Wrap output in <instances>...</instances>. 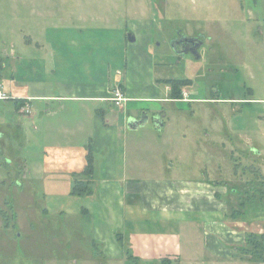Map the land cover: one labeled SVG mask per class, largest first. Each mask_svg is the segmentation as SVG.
I'll list each match as a JSON object with an SVG mask.
<instances>
[{"label": "rangeland", "instance_id": "rangeland-1", "mask_svg": "<svg viewBox=\"0 0 264 264\" xmlns=\"http://www.w3.org/2000/svg\"><path fill=\"white\" fill-rule=\"evenodd\" d=\"M195 4L197 0H0V84L8 94L0 100V264H162L106 257L104 245L93 244L99 200L82 194L95 181L100 183L101 177L96 175L91 185L81 168L69 174L71 167L81 165H61L42 142H26L31 132L28 100L14 96L5 86L22 91L33 81L54 79L53 73L65 77L67 65L60 61L61 54L78 75L87 66L106 68L109 61L111 76L121 77L118 86L123 88L124 83L130 102L148 107V126L127 131L123 139L128 163L136 165L132 170L128 167L129 177L136 173L143 182L154 184L159 176L175 183L209 175L220 185L216 191L211 186L191 188L203 193L201 201L213 196L221 205L211 208L204 201L201 205L196 193H191L190 206L177 205L178 210L187 208L183 223L144 220L167 217L172 211L156 214L136 209L126 215L125 245L131 230L176 231L182 252L175 260L165 258L167 264H264V245L251 254L242 252L248 246L246 236L264 234V21L247 26L239 13L221 26L215 23L216 27L205 29L192 10ZM130 33L136 34V42H129ZM179 33L201 36V58L176 54L171 42ZM163 79H191L193 84L182 86L180 99H173V86ZM166 84L170 99H165ZM188 93L191 99L186 101ZM37 101L42 109L40 100L32 103L36 107ZM49 103L59 106L58 101ZM66 104L70 111L80 107L77 102ZM15 106L27 117L20 118L23 125L17 128V119L7 111ZM156 109L166 115L165 128L159 130L152 121ZM63 112L61 124L58 117L54 120L61 129L56 133L59 142L72 137L66 131L71 129L73 114L63 117ZM88 135H79L81 144L79 149L73 147L74 153L82 152V138ZM46 153L48 172L43 174L44 164L38 162ZM76 184L81 195L72 193ZM168 198L172 197L162 199L170 203ZM83 207L91 214L83 213ZM132 215L145 218L139 221ZM6 217L10 223L3 227ZM213 218L221 222L205 223Z\"/></svg>", "mask_w": 264, "mask_h": 264}, {"label": "crops", "instance_id": "crops-1", "mask_svg": "<svg viewBox=\"0 0 264 264\" xmlns=\"http://www.w3.org/2000/svg\"><path fill=\"white\" fill-rule=\"evenodd\" d=\"M261 5L264 6V0H197V4L192 7V10L194 14L199 15L201 24L205 29L212 24L216 27L215 23L221 26V22L233 20L232 15L239 13L243 15V24L249 26L252 21H264V8H259ZM199 7L201 8L200 12H198ZM157 11L159 15H163L161 10ZM247 26L246 28H248ZM184 34L190 35L188 33ZM129 36L132 37L130 41L128 40L129 42L132 43L137 41L136 34L133 35L130 33ZM148 53L151 54L149 49ZM60 61H63L67 65L66 68H63L67 70L65 72V77H63L64 75L62 74L56 76V73H53L54 79H48L44 81L45 83L33 81L28 84V89L22 91L13 88L10 89L7 85H4L7 91H13L14 96H19L24 100H28L26 102L29 106V110H31L30 114L27 115L29 118L23 116L24 114L21 115L16 110L17 105L14 101L16 105L14 111H12V109H7L8 113H12L13 117L17 119L14 128L19 127L23 122L20 120L21 117L23 119L27 118L28 127H30L31 132L28 134L26 142L28 141L29 145L32 141L38 144L42 142L43 148H46V151H50V154H55L58 158L57 161H61V165L68 163L81 165L74 169L71 167L70 170H68L69 174L78 173V170H80L79 168H81L80 171L83 172L87 165V154L91 153L93 165L90 175L91 185L96 175L101 177V182L97 183V181H95L93 183L94 187L92 186L91 188V192L86 194L85 197L90 200H99V203L96 202L99 204V206H97L99 223H96L97 232L93 236V244H96V242L103 244V251L106 257L122 260V258L130 259L129 256H131L130 260L142 263L159 262L165 258L170 261L177 259L182 252V245L180 244V234L176 231L150 232L139 231L138 229L131 230V232L128 233L126 246L123 231L128 214L136 213V209H139L141 213L150 211L156 214H163V211H172L174 213L167 217L153 218L150 216L149 219L144 220L147 222L152 221L166 224L167 222H172L177 219L180 223H183L187 218L185 216L187 208H185L186 210H183V208L182 210H178L177 205L186 207V204H189L190 206L192 204V200L190 199L191 193H196V200L199 199L198 201H200V203L202 202L201 205L204 201L205 205L207 203V205L213 208L217 206V203L221 202L213 196L208 200L210 203L205 199L201 201L200 198L205 197L202 195L203 193L192 191L191 188L195 186H211L212 190L214 189L213 191H216L215 187L219 185L213 183L214 179L212 180L209 175H205L204 178L196 181L186 182L177 180L175 183L174 179L170 181L168 178L159 176L156 179L154 178L156 180L154 184L151 182H143L144 179L136 175V170L133 171L135 175L129 177L128 167L132 170L136 165L132 162L128 163L126 158V156H128L126 155V144L123 142V139L127 131L138 132L140 129L148 126L150 119L149 113L147 112L149 111L148 107L135 106L134 104L139 101L131 103L130 99L132 97H128L124 83L121 89L123 90L122 92L126 101L119 107L111 100L113 96L112 90L118 83L122 85V79L118 77L117 74H115L114 77L111 76V64L109 61L106 63V68H104L103 64H98L97 70L94 68V70H92L90 66H87L84 71H79V75L69 68L67 58L63 54L60 56ZM53 72H56V70ZM112 79L114 83H112ZM157 82H160V80L158 79ZM167 90L169 91V95L165 99H170V88L168 85ZM32 100H40V105L43 108L39 109V101H37L38 105L35 107ZM51 101H58V108L51 107L49 103ZM68 102H77L80 107L70 111L65 108ZM146 109L148 110L146 111ZM61 112L65 113L63 117L70 112H72L74 117V121L70 127L71 129L66 131V133L71 132L69 134L72 137L64 142H59V136H57L56 133H60L61 129L55 127L57 123L54 122L55 118L58 117V123L60 122L61 124ZM164 116L166 115L160 110L154 112V119L151 120L155 123L154 126H156V129L165 128L166 121ZM156 121H160L162 124H158ZM53 123L54 127L52 126ZM48 132L49 134L46 137V133ZM86 132L90 135L82 138V152L76 153L75 151L74 153L73 147L76 146V148L79 149V144H81L77 143V138L80 134L84 135ZM1 134L5 135V132ZM48 138H54V140H48ZM86 138L88 140L84 141ZM85 142H90V144L87 145ZM43 157L44 159L40 160L38 164L40 166L44 164L42 172L45 174L48 172L46 161L49 158V153H46ZM42 172L40 171L39 174H42ZM25 174L26 169L24 170L23 177H25ZM159 175H162L161 172H159ZM194 183L196 184L194 185ZM172 193L173 195H171ZM207 193H211V190ZM154 195L155 198H153ZM164 195L172 197L171 199L168 198L169 201H171L170 203L162 199ZM212 198L215 201H213L214 204H212ZM4 204H6V202ZM168 206H170L171 209H168ZM214 209H212L211 212H213ZM0 211H2V209ZM81 211L91 214L89 208L83 207ZM117 213H119V219L116 218ZM131 217V219H139V221L145 218L143 216L136 217L135 215ZM209 222L218 224L221 221L215 218L210 221L205 220V223ZM3 227H5L4 224ZM137 227L139 226L137 225ZM209 239L213 243V239ZM209 248L215 250L213 246L210 247L209 245Z\"/></svg>", "mask_w": 264, "mask_h": 264}, {"label": "trees", "instance_id": "trees-1", "mask_svg": "<svg viewBox=\"0 0 264 264\" xmlns=\"http://www.w3.org/2000/svg\"><path fill=\"white\" fill-rule=\"evenodd\" d=\"M189 82H191V80H186V79H168L165 81V83L167 84H171L173 87H172V92H171V98L173 99H180V94H181V87L182 86H185L187 84H189ZM92 155L91 153L87 154V165H86V168L85 170L83 171V173L85 174H88V176L90 177L91 175V172H92ZM77 184H79L80 182L79 181H76ZM75 185L72 193L75 194V195H81L79 194L78 192H81L78 190V185ZM91 192V189H87L85 192H81L82 194H88ZM261 200H264V195L263 197H261ZM246 241H247V244L248 246L247 247H244L245 249L242 251L244 254H251V250H256V249H259L258 247H262V245H264V234H262L259 238H257L255 235H248L246 236ZM251 251V252H250ZM131 258V256H129ZM255 257V256H254ZM162 264H167L168 261H166L165 259H162L161 260Z\"/></svg>", "mask_w": 264, "mask_h": 264}, {"label": "flooded vegetation", "instance_id": "flooded-vegetation-1", "mask_svg": "<svg viewBox=\"0 0 264 264\" xmlns=\"http://www.w3.org/2000/svg\"><path fill=\"white\" fill-rule=\"evenodd\" d=\"M171 46L178 56L184 57L185 55H188V54H196L197 56H199V58H201L200 53H201V50L203 47V42H202L200 36H191V35H187L184 33H179L173 37L172 42H171ZM189 80H191V79H189ZM191 83H192V80H191ZM210 89H209V91H210ZM213 89H215V88H213ZM204 90L207 93L206 87L204 88ZM187 95L189 98L187 97L186 101H189L191 98H190L189 93ZM206 97H204L202 99L206 102L211 101V100L207 99ZM213 100H218V99H213ZM235 165H238V164L235 163ZM213 183L218 185V182L213 181ZM6 204H7V201H6ZM9 205L12 207L11 203H9ZM12 217H13V213H12ZM9 223H10L9 218L8 217L4 218L3 224H5L6 227L9 226Z\"/></svg>", "mask_w": 264, "mask_h": 264}, {"label": "built area", "instance_id": "built-area-1", "mask_svg": "<svg viewBox=\"0 0 264 264\" xmlns=\"http://www.w3.org/2000/svg\"><path fill=\"white\" fill-rule=\"evenodd\" d=\"M112 94L113 96L111 97V100L118 106L122 105L125 101V97L123 95L121 87L118 86V84L112 90ZM7 97L8 94L2 89V84H0V99H7Z\"/></svg>", "mask_w": 264, "mask_h": 264}, {"label": "water", "instance_id": "water-1", "mask_svg": "<svg viewBox=\"0 0 264 264\" xmlns=\"http://www.w3.org/2000/svg\"><path fill=\"white\" fill-rule=\"evenodd\" d=\"M129 39H132V37L129 36ZM137 122V121H136ZM158 124H162V122L160 123V121H156ZM132 123V122H131Z\"/></svg>", "mask_w": 264, "mask_h": 264}]
</instances>
